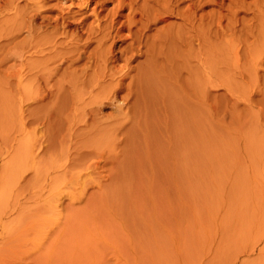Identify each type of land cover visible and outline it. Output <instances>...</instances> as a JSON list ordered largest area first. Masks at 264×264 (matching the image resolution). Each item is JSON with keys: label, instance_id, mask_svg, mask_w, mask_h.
<instances>
[{"label": "rangeland", "instance_id": "obj_1", "mask_svg": "<svg viewBox=\"0 0 264 264\" xmlns=\"http://www.w3.org/2000/svg\"><path fill=\"white\" fill-rule=\"evenodd\" d=\"M174 1L170 6L181 14V8L191 7L187 26L192 29L185 31L181 17L173 15L174 23L168 21L176 30L170 25L167 35L177 36L181 29L191 34L187 48L177 38L174 44L158 45L153 24L144 37L148 43L156 38V48L145 46L154 50L153 58L137 50L134 59L118 58L106 66L116 73L103 66L104 72L101 61H91L92 67L96 64L91 69L86 62L84 71L78 70L82 61L75 68L64 67L65 62L57 69L61 78L55 73L48 79L36 73L53 61L19 54L17 44L26 31L19 37L16 26L20 14L27 13L24 0H0V264H264V0ZM115 39L114 51L129 42ZM161 49L166 58L157 54ZM43 62L49 64L42 67ZM61 71L65 77L67 72L77 76L75 81L65 78L72 81L71 90L60 80ZM89 92L103 97H97L103 104ZM82 98L89 105L94 100L97 117L86 111L90 106L83 108ZM80 106L92 121L85 120ZM89 159L98 164L88 167ZM34 168L45 173L37 177L41 183L32 175Z\"/></svg>", "mask_w": 264, "mask_h": 264}, {"label": "bare ground", "instance_id": "obj_2", "mask_svg": "<svg viewBox=\"0 0 264 264\" xmlns=\"http://www.w3.org/2000/svg\"><path fill=\"white\" fill-rule=\"evenodd\" d=\"M23 1V0H22ZM51 1H53V2H51ZM153 1V0H152ZM157 1V0H156ZM156 1H154V2H156ZM176 1H178V0H176ZM190 1V0H189ZM191 1H193V0H191ZM190 1V2H191ZM195 1V0H194ZM199 1V0H198ZM201 1V0H200ZM24 2H25V4L24 5H26V8H27V10L25 9V7L23 8V9H25V11H27V13L26 14H23V16L20 14V16H19V18H20V21L19 20H17L18 22H19V24H18V26H16L18 29H17V36H19L20 35V33L22 32V31H26V34H24L23 35V37H20V40L18 41V47L21 49L20 50V56H22V55H24L26 52H28V55L29 56H32V55H34V56H36L35 57V59L37 58V57H39L41 60H40V62H42L43 60H45V61H50V63L53 61V63H51V64H49V62H47L48 64H49V67H50V65L52 66V64H54V61L56 62H59V63H55L56 65H53L52 67H48L47 69H45V68H43V70H47L48 71V76H46L47 75V72H44L43 73V70L41 69V67H40V70L39 71H37L38 73H36V74H41L40 73V71H42V74H43V76H45V77H48V79H49V77L51 76V78L53 77V76H55L56 74L55 73H57V71H59V70H61L60 68H59V70H57L58 69V67L60 66V65H62V68H63V63H67V65H64V67L66 66V68H69V66L71 67L72 65H73V68H75V63L77 62V63H79V61H82V62H84L83 63V65L81 64L82 62H80V64L82 65V66H78L77 65V63H76V66H78V67H76V69L78 68V70L80 69L81 71H84V69H86L85 67H86V62H89V65H90V62L91 61H96L95 63H97V65L98 64H100L99 63V61H101V64H102V67H100V65L99 66H97V68L98 67H100V68H102L103 69V66L104 67H106L108 64H112L113 62H114V64H116V62H115V60L117 61V59L118 58H124V60H125V62H126V60L127 59H129L130 57H133L134 55H137V50H139V53H138V55L140 56V54L141 55H143V58H144V55H147V57H148V54L150 53L149 52V43H153L154 44V41L153 40H155V39H153L151 42L149 41V43L147 42V40L146 39H148L147 37H146V39H144V37L145 36H147V31H149L151 28H150V26L151 25H155V30L153 29V26H152V29L154 30V31H156V33H154V34H152L151 32H150V34H152V35H155L156 37H158V41H159V43H158V45L159 44H166L167 43V41H169L170 42V45L173 43L174 44V42H176V38H177V42H178V44H181L182 42H185V44L183 43V45H184V47L186 46V44L188 43V44H190V40L192 39V38H194L193 36H192V38L190 39V35L188 36V35H185V34H188V33H182L181 32V27H179V25H180V23H182L181 25H182V27H184L185 29V31H187L189 28H188V24L190 23V21L192 20L191 18H193V17H190V14H191V10L192 9H190L191 7H188V8H186V9H182L181 8V12H182V14L178 11V10H174L170 5H176V3L177 2H175V4H173L172 3V0H170V1H168V0H164L163 2H162V0L161 1H158L157 3H154V2H152V4L151 5H148V3H146V0H24ZM149 2V1H148ZM181 2V1H180ZM204 3V1L202 2V4ZM22 4V5H23ZM111 4V6L110 7H108L109 5ZM190 4H189V2H188V6H189ZM191 5H193V3H191ZM190 5V6H191ZM195 5H196V3H195ZM199 5H201V4H199ZM19 6V5H18ZM178 6V5H177ZM185 6H187V5H185ZM200 8L201 9V6H198L197 5V8ZM143 8H144V10H143ZM146 8H148V9H150L151 8V11L149 10V12H148V10L146 9ZM178 8V7H177ZM180 8V7H179ZM192 8H194V7H192ZM17 9V8H16ZM22 9V8H21ZM125 10H126V12H125ZM202 10H203V8H202ZM19 11V10H18ZM24 11V10H23ZM25 11L23 12V13H25ZM193 12V11H192ZM202 12V11H201ZM204 12V11H203ZM20 13V12H19ZM202 14V13H201ZM206 14V13H205ZM19 15V14H18ZM173 15H175V16H178V18H180V20L179 21H181L180 23H179V25H178V28H180L181 30H180V32H178L179 34L176 36V35H170L171 34V30H169V32H170V34H168L167 35V31H168V28L170 27V25H173V27L175 26L173 23H174V19L173 18H171V19H173V23L172 22H169L168 20H171V19H169L170 17H172ZM193 15V14H192ZM191 15V16H192ZM16 16V15H15ZM25 16V17H24ZM196 16V15H195ZM205 15H203V17H204ZM17 17V16H16ZM15 17V18H16ZM200 17H202V16H200ZM177 18V17H176ZM206 18V17H205ZM18 19V18H17ZM201 19V20H200ZM199 19V22H201L202 21V19L203 18H200ZM207 20V19H206ZM16 21V20H15ZM194 21V20H193ZM195 21H196V19H195ZM156 22H161V24H160V27H157L156 28ZM196 22H198V21H196ZM202 22H206V21H202ZM162 23H164L163 25H162ZM176 23V22H175ZM14 24V23H13ZM17 24V23H16ZM195 24V23H194ZM199 24V23H198ZM191 25H192V22H191ZM193 26V25H192ZM201 26H202V24H201ZM205 26H207V25H205ZM190 27V26H189ZM196 27V26H195ZM177 28V29H178ZM151 29V30H152ZM172 29V28H171ZM174 29L176 30V26L174 27ZM192 29V27L189 29V30H191ZM201 29V28H200ZM204 29V28H203ZM16 30V29H15ZM41 30V31H40ZM124 30H127V32H126V34L124 33H122V31L124 32ZM175 30H173V31H175ZM189 30H188V32H189ZM153 31V32H154ZM183 31V30H182ZM199 31H201L202 32V35H203V31L202 30H199ZM201 32H199L200 34H201ZM204 33H205V31H204ZM15 34V33H14ZM148 34H149V32H148ZM173 34V33H172ZM174 34H177V33H175L174 32ZM124 35V36H123ZM194 35V34H193ZM22 36V35H21ZM121 36V39H123V41L122 42H124V41H126L127 42V40H126V38H129L128 40H129V42L127 43V45H126V43H125V45L126 46H123V47H121V45H118V47H116L117 48V50H116V48H115V51H114V46H115V43H117L116 42V40L117 39H115V38H117V37H120ZM122 36H123V38H122ZM170 36H172L171 38H169ZM196 36V35H195ZM198 36V35H197ZM200 36V35H199ZM198 36V37H199ZM204 36V35H203ZM206 36V35H205ZM149 37V36H148ZM153 38H154V36H152ZM152 37H151V39H152ZM163 37V38H162ZM197 37V38H198ZM201 37V36H200ZM169 40H168V39ZM196 38V37H195ZM202 38V37H201ZM204 38V37H203ZM16 39H17V37H16ZM150 39V40H151ZM200 39V38H199ZM18 40V39H17ZM182 41L181 43L179 42V41ZM185 40V41H184ZM201 40H203V39H201ZM193 41V40H192ZM156 42V41H155ZM187 42V43H186ZM202 42V41H201ZM13 43H15V41L13 42ZM123 44V43H122ZM152 44V46L154 47L155 46V44L157 45V42L153 45ZM169 44V43H168ZM176 45H177V43H175ZM188 44H187V46H188ZM192 44V43H191ZM92 45H94V46H92ZM169 45V46H170ZM175 45V46H176ZM182 45V46H183ZM90 46H92V47H94L95 49H89L88 50V48H90ZM140 46L141 47H143V48H145V46H148L147 47V49L145 48L144 50H141L142 48H140ZM175 46H174V49H176L175 48ZM187 46H186V48H187ZM190 46V45H189ZM17 47V48H18ZM91 47V48H92ZM153 47H151V45H150V49L151 48H153ZM159 47V46H158ZM160 47H165V45L164 46H160ZM170 47H172V49H173V45L172 46H170ZM24 48H27V49H24ZM154 48H156V47H154ZM191 48V47H190ZM163 49V48H162ZM162 49H161V52L159 53H157V54H161L162 53V56H165V58H166V55H164L163 54V51H162ZM169 50H170V48H168ZM167 49V50H168ZM19 50V49H18ZM31 50V51H30ZM119 50V51H118ZM136 50V51H135ZM167 50H165L164 52H167ZM177 50V49H176ZM176 50H174L175 52L174 53H177V52H179L180 51V46H179V50L176 52ZM187 50V49H186ZM151 51V50H150ZM171 51L172 50H170V54L172 55V53H171ZM182 51H184V53H185V50L183 49ZM188 52H189V48H188V50H187ZM137 52V53H136ZM169 52V51H168ZM17 53H18V51H17ZM173 53V54H174ZM183 53V52H182ZM182 53H180V54H182ZM168 54V53H167ZM170 54H168V57H169V55ZM185 54H187V53H185ZM189 54V53H188ZM137 55V56H138ZM150 55V57L151 58H153V56L155 55V52H154V50L149 54ZM174 55H176V54H174ZM179 55V54H178ZM177 55V56H178ZM183 55V54H182ZM156 56H158V55H156ZM180 57H182L181 55H179ZM33 57V56H32ZM135 57V56H134ZM134 57H133V59H134ZM142 57V56H141ZM146 56H145V58H147ZM174 57V56H173ZM172 57V58H173ZM176 57V56H175ZM179 57V58H180ZM184 57H185V55H184ZM188 57V56H187ZM29 58V57H28ZM162 59H163V57H161ZM178 58V57H177ZM189 58V57H188ZM26 59V58H25ZM121 59V60H122ZM131 59V58H130ZM142 59V58H141ZM147 59H149V58H147ZM155 59H159L160 60V57L159 58H155ZM169 60H171V57L170 58H168ZM187 59V58H186ZM190 59V58H189ZM20 60V59H19ZM33 60H34V57H33ZM37 60H38V62H39V59L37 58ZM164 60L165 59H163V62H164ZM167 60V59H166ZM174 60V59H173ZM35 61V60H34ZM129 61V60H128ZM149 61H150V59H149ZM154 63L155 62H157L156 60L154 61V60H152ZM152 61H150V62H152ZM168 61V60H167ZM183 61V60H182ZM185 61V60H184ZM189 61V60H188ZM37 62V61H36ZM142 62V61H141ZM147 62V61H146ZM145 62V63H146ZM152 62V63H153ZM170 62V61H169ZM65 63V64H66ZM70 65H69V64ZM92 63V62H91ZM148 63V62H147ZM146 63V64H147ZM167 63V62H166ZM175 63V62H174ZM44 64H46L45 62H43V66L42 67H44ZM48 64H46V65H48ZM94 64V63H93ZM120 64V63H119ZM122 64V63H121ZM120 64V65H121ZM123 64H125V63H123ZM138 64V63H137ZM136 64V65H137ZM161 64V63H160ZM165 64V63H164ZM163 64V65H164ZM173 64V63H172ZM177 64V63H176ZM176 64H175V66H176ZM186 64V63H185ZM40 65V64H39ZM69 65V66H68ZM84 65H85V67H84ZM153 65V64H152ZM162 65V64H161ZM162 65V66H163ZM168 65V64H167ZM95 66H96V64L93 66L94 68H95ZM129 66V65H128ZM141 66V65H140ZM144 66V65H143ZM170 66H171V64H170ZM61 67V66H60ZM88 67V66H87ZM90 67H92L91 65L88 67V69L90 68ZM92 67V68H93ZM110 67V66H109ZM113 67V66H112ZM146 67V66H145ZM152 67V66H151ZM158 67H159V65H158ZM166 66H164V68H165ZM179 67V66H178ZM34 68V67H33ZM36 68H37V66H36ZM35 68V69H36ZM54 68H55V70H54ZM66 68H64V69H66ZM107 68V70L109 71V69H111V68H109L108 69V67H106ZM137 68V67H136ZM135 68V69H136ZM147 68H149L148 67V65H147ZM167 68V67H166ZM165 68V69H166ZM177 68V67H176ZM50 69H53L54 70V73H53V71L52 70H50ZM63 69V70H64ZM71 69V68H70ZM88 69H87V71H86V74L88 73ZM91 69V68H90ZM113 69V68H112ZM112 69L110 70L111 72H112ZM117 69V68H116ZM169 69H170V67H169ZM182 69V68H181ZM77 70V71H78ZM95 70L96 69H93L92 71L93 72H95ZM113 70H115V69H113ZM129 70H130V68H129ZM138 71L140 70V69H137ZM142 70V69H141ZM148 70V69H147ZM146 70V71H147ZM178 70H179V68H178ZM19 71V70H18ZM67 71V70H66ZM73 72V71H71V70H68V72ZM75 71V70H74ZM102 71V70H101ZM103 71H104V69H103ZM106 71V70H105ZM104 71V72H105ZM116 71L118 72V69L117 70H115V73H116ZM121 71H123V67H122V69L120 70V72ZM144 71H145V68H144ZM145 71V72H146ZM167 71H168V68H167ZM60 72V71H59ZM62 72V71H61ZM68 72H67V74H68ZM69 72V73H70ZM76 72V71H75ZM97 72H99L98 70L96 71V73ZM103 72V73H104ZM107 72V71H106ZM111 72L109 73H107L108 75L109 74H111ZM136 72V71H135ZM145 72L143 73V74H145ZM169 72V71H168ZM171 72V71H170ZM46 73V75H44ZM80 74H81V72H79ZM90 74H92V82L94 83V77H93V73H91V71L89 72ZM95 73V74H96ZM103 73L102 74H100L101 76L103 75ZM114 73V72H113ZM112 73V74H113ZM114 73V74H115ZM125 73H126V71H125ZM129 73V72H128ZM147 73H149V70H148V72ZM152 73V72H151ZM33 74V73H32ZM41 74V75H42ZM58 74V73H57ZM61 74H63L64 75V73L62 72ZM66 74V73H65ZM67 74H66V77H65V75H64V78H62V79H60L61 81L62 80H64L65 78H67V77H69V76H67ZM76 74V73H75ZM79 74V75H80ZM83 74V73H82ZM81 74V75H82ZM85 74V73H84ZM98 74V73H97ZM105 75H106V73H104ZM111 74V75H112ZM119 74V73H118ZM124 74V73H123ZM127 74V73H126ZM125 74V75H126ZM136 74V73H135ZM134 74V75H135ZM157 74V73H156ZM178 74V73H177ZM22 75V74H21ZM59 76H60V73L58 74ZM70 75V74H69ZM71 75H73V76H76V75H74V74H71ZM79 75H78V77H79ZM89 75V74H88ZM99 75V74H98ZM111 75H109V76H111ZM116 75V74H115ZM153 75V74H152ZM158 75V74H157ZM156 75V76H157ZM40 76V75H39ZM38 76V78H40ZM97 76V75H96ZM124 76V75H123ZM132 76V75H131ZM137 76H138V74H137ZM143 76V75H142ZM141 76V77H142ZM32 77H34V76H32ZM35 77H37V76H35ZM58 77V76H57ZM84 77H85V75H84ZM84 77H81V78H84ZM104 77H106V76H104ZM124 77H127V75L126 76H124ZM140 77V78H141ZM147 77V76H146ZM153 77V76H152ZM54 78H56V77H54ZM54 78L52 79L53 81H55V80H57V78L54 80ZM59 78H61V76L59 77ZM70 79H68V80H76V78H77V76L76 77H74V78H72V76H70L69 77ZM72 78V79H71ZM87 78V77H86ZM99 78V76H97V79ZM120 78V77H119ZM122 78V77H121ZM127 78H129V77H127ZM137 78V77H136ZM151 78V77H150ZM154 78V77H153ZM158 78V77H157ZM156 78V79H157ZM28 79H29V77H28ZM46 79L47 78H45V81H46ZM67 79H65L64 81L66 82V81H68ZM78 79V78H77ZM85 79V78H84ZM97 79H95L96 80V83H99L100 81L102 82V80H100L101 79V77L99 78V80H97ZM103 79V78H102ZM122 79H124V78H122ZM121 79V80H122ZM152 79V78H151ZM31 80H34V79H30V81L28 80V82H31ZM38 80V79H37ZM43 80V79H42ZM60 80H57V81H59V82H61ZM79 80H81V79H79ZM79 80H77L76 82H77V86L79 85L80 86V88L82 87V89H83V86L81 85V84H78V81ZM87 79H85V80H82L81 82H83V81H86ZM88 80H90V78H88ZM104 80V79H103ZM121 80H120V84L122 83L121 82ZM129 80V79H128ZM131 80V79H130ZM138 80V79H137ZM140 80V79H139ZM142 80V79H141ZM146 80V79H145ZM154 80V79H153ZM44 81V82H45ZM56 81V82H57ZM73 81V82H74ZM105 81V80H104ZM114 81H116V80H114ZM113 81V82H114ZM119 81V80H118ZM123 81V80H122ZM136 81V80H135ZM144 81V80H143ZM142 81V82H143ZM149 81H150V79H149ZM24 82V81H23ZM49 82V81H48ZM55 82V84H57ZM64 82V84H63V82H61V84H62V86L63 85H65L66 83H67V85L69 84L70 85V83H72V81L69 83V82H66L65 83ZM76 82H75V84H76ZM81 82H79V83H81ZM92 82H91V87H89V86H87V88L89 87V89L91 88V89H93L92 88V86H93V84H92ZM100 82V83H101ZM112 82V83H113ZM128 82V81H127ZM126 82V84L128 85L129 83H127ZM141 82V81H140ZM145 82H147V80L145 81ZM144 82V83H145ZM153 82V81H152ZM152 82H150V83H152ZM158 82H159V80H158ZM38 83V82H37ZM43 83V82H42ZM50 83H51V81H50ZM87 83V82H86ZM95 83V84H96ZM104 83V82H103ZM102 83V84H103ZM106 84L108 83L107 81L105 82ZM104 83V84H105ZM119 83H117V87H119L118 86V84ZM137 83H139V82H137ZM144 83H141V85H140V87H142V84H144ZM150 83H148V84H150ZM45 84H46V82H45ZM75 84H72V85H75ZM85 84V83H84ZM83 84V85H84ZM87 84H89V83H87ZM94 84V86H97V85H95ZM102 84H99L98 85V87L100 86V85H102ZM103 84V85H104ZM114 84H115V82H114ZM114 84H111V87H112V85L113 86H115ZM123 84V83H122ZM131 84V83H130ZM148 84H145V85H148ZM153 84H155V83H153ZM26 85V84H25ZM39 85H40V83H39ZM54 84H52L51 86H53ZM68 85V87H69V89L71 90V88L70 87H72V86H69ZM107 85H109V84H107ZM107 85H105V86H107ZM125 85V84H124ZM126 85V86H127ZM29 86V85H28ZM46 87H47V85H45ZM56 86V85H55ZM58 86V88H56L57 90L59 89V91H60V93H61V90L63 89V88H61L60 89V85H57ZM105 86H103L102 88L103 89H105L106 87ZM139 86V85H138ZM156 86V85H155ZM158 86V85H157ZM156 86V87H157ZM160 86V85H159ZM35 87H36V85H35ZM63 87H65V86H63ZM75 88H74V91H75V89L77 88L76 87V85L74 86ZM98 87H96L97 89H98ZM109 87V86H108ZM106 88V89H108V91H109V88ZM133 87V86H132ZM146 87V86H145ZM149 87V86H148ZM26 88H27V86H26ZM36 88H38V85H37V87ZM43 88V87H42ZM48 88V87H47ZM49 88H50V86H49ZM53 88H55L54 86H53ZM67 88V87H66ZM66 88H65V91H67L68 90V88H67V90H66ZM84 88H85V86H84ZM101 88V87H100ZM99 88V89H100ZM144 88V87H143ZM147 88V87H146ZM151 88V87H150ZM155 88V87H154ZM28 89H29V87H28ZM78 89V88H77ZM76 89V91H75V93L77 92V94H80L81 93V91H80V89H79V91H80V93H78L79 91ZM89 89L88 90H86V88L84 89V90H86L87 92L89 91ZM98 89V90H99ZM105 89V90H106ZM111 90L113 89V88H110ZM131 89V88H130ZM133 89V88H132ZM136 89H138V88H136ZM139 89H141V88H139ZM152 89V88H151ZM25 90H27V89H25ZM34 90H35V88H34ZM45 90V89H44ZM84 90H82V92L84 91ZM94 90H95V88H94ZM98 90H96V93L97 92H99ZM101 90V89H100ZM104 90V91H105ZM114 91H113V93L115 92V90H116V86H115V89H113ZM118 90V92H120L119 91V89H117ZM126 90V89H125ZM128 90V89H127ZM146 90H149L148 88L146 89ZM154 90V89H153ZM156 90V89H155ZM29 91V90H28ZM41 91V90H40ZM46 91V90H45ZM44 91V92H45ZM49 91H52V89L51 90H49ZM63 91V90H62ZM73 91V90H72ZM73 91V92H74ZM86 91H84L83 92V94L84 93H87ZM103 91V90H102ZM171 92H172V90H170ZM69 92V91H68ZM71 92V91H70ZM91 92H93L92 90H91ZM91 92H89V93H91ZM137 92V91H136ZM136 92H134V93H136ZM141 92V91H140ZM59 93V92H58ZM59 93V94H60ZM63 93H64V91H63ZM88 93V94H89ZM103 93H105V92H103ZM108 92H106V94H107ZM111 93V92H110ZM116 93V92H115ZM126 93V92H125ZM130 93H132V92H130ZM49 94H51V92L49 93ZM65 94V93H64ZM68 94H70V93H68ZM68 94H67V96H66V98L68 97ZM82 94V95H83ZM91 94H93V96L94 97H99L100 95H98L97 94V96H96V94L95 93H91ZM91 94H89V96H90V98L92 99V98H94V97H92V95ZM95 94V95H94ZM101 94V93H100ZM112 94V93H111ZM110 94V96H112V97H114V99H115V101H116V98H115V94H113V95H111ZM127 94V93H126ZM137 94V93H136ZM104 95V94H103ZM109 95V94H108ZM115 95V96H114ZM119 95V94H118ZM128 95H130V94H128ZM73 96H74V94H73ZM80 96V95H79ZM107 96V95H106ZM123 96V95H122ZM133 96V95H132ZM101 97V96H100ZM99 97V98H100ZM108 97V96H107ZM99 98H97V100L99 99ZM104 98L105 99H107L105 96H104ZM118 98V97H117ZM121 98V97H120ZM83 99V98H82ZM91 99H89V101L91 100ZM95 99V98H94ZM101 99V98H100ZM100 99H99V102H101L100 101ZM102 99H103V97H102ZM101 99V100H102ZM110 100L109 101H112L111 100V97L109 98ZM122 99H123V97H122ZM127 99V98H126ZM73 100V99H72ZM134 100V99H133ZM80 101V100H79ZM95 101H96V99H95ZM126 101V100H125ZM170 101V100H169ZM69 102V101H68ZM87 102V101H86ZM86 102H85V99H83V103H85L84 104V107L83 108H85L86 107V109H87V107H89L90 106V109L91 110H89V108L86 110V111H88V112H92V113H94V115L93 116H95V117H97L95 114H99V113H96L97 112V110L99 109L98 107H96V108H98L95 112H93L94 111V107H92L93 105V103H94V100H93V103H90L91 105H89V103L87 102V105L88 106H86ZM92 102V101H91ZM98 102V105L100 104ZM74 103H76V102H74ZM78 103V102H77ZM80 103H81V101H80ZM95 103H97V101L95 102ZM116 103V102H115ZM118 103V102H117ZM63 104H64V102H63ZM101 104H103V101L101 102ZM100 104V105H101ZM68 105V104H67ZM80 105V104H79ZM79 105H77V106H79ZM72 106V105H71ZM75 106V105H74ZM83 106V105H82ZM94 106H97L96 104L94 105ZM120 106V105H119ZM118 106V107H119ZM123 106V105H122ZM135 106V105H134ZM78 108V107H77ZM81 108V109H80ZM80 110H82L83 108L80 106ZM134 108V107H133ZM140 108V107H139ZM76 109V108H75ZM101 109V108H100ZM77 110V109H76ZM85 109H83L82 111H84ZM79 111V110H78ZM82 111H80V112H82ZM85 112V111H84ZM84 112H82V114L81 115H83V113ZM87 112V113H88ZM117 112H118V109H117ZM70 113V112H69ZM68 113V114H69ZM71 113H74V111L72 112L71 111ZM70 113V114H71ZM79 113V112H78ZM77 113V116L79 115ZM86 113V112H85ZM84 113V114H85ZM86 113V115H88ZM91 114V113H90ZM120 114V113H119ZM176 114V113H175ZM71 115H74L75 117H73V116H71ZM70 116H71V118L73 117V118H76V114H71ZM86 115H84V117H86L85 118V120H87V119H90V118H92V119H90L91 121L93 120V117H89V115H88V117L89 118H87V116ZM92 115H90V116H92ZM121 116H122V114H121ZM120 116V117H121ZM68 117V116H67ZM100 117V116H99ZM98 117V118H99ZM180 117H182L181 115H180ZM79 118H81V116L79 117L78 116V119ZM97 118V119H98ZM117 118H119V117H117ZM66 119V118H65ZM83 118H81V119H79V121L80 120H82ZM67 120V119H66ZM73 120V119H72ZM77 120V119H76ZM95 121H96V119H94ZM182 120V119H181ZM33 121V120H32ZM31 121V122H32ZM65 121V120H64ZM78 121V122H79ZM90 121V122H91ZM94 121V122H95ZM118 121V120H117ZM62 122V121H61ZM73 123H74V120L72 121ZM115 122V121H114ZM92 123V122H91ZM97 123V122H96ZM96 123L94 124V125H96ZM123 123V122H122ZM73 125V124H72ZM85 125V124H84ZM115 125V124H114ZM123 125V124H122ZM103 126V125H102ZM101 126V127H102ZM91 127V126H90ZM94 127V126H93ZM34 129V128H33ZM58 129V128H57ZM72 129V127L70 128V130ZM78 129V128H77ZM76 129V130H77ZM103 129V128H102ZM80 130V129H79ZM83 130V129H82ZM107 130V129H106ZM130 130V129H129ZM63 131V130H62ZM105 131V130H104ZM60 132V131H59ZM94 132V131H93ZM133 132V131H132ZM104 133H107V132H104ZM56 134V133H55ZM59 134V133H58ZM61 134V133H60ZM75 134V133H74ZM107 134H109V133H107ZM68 135H69V133H68ZM61 136V135H60ZM101 136H102V134H101ZM105 137H107V135L105 136ZM62 138V137H61ZM64 138V137H63ZM107 139V138H106ZM108 139H109V136H108ZM68 140V139H67ZM66 140V142H69V141H67ZM38 142V141H37ZM98 142V141H97ZM103 144H104V142L103 141H101ZM106 142V141H105ZM107 143H108V141H107ZM110 143V142H109ZM65 144V143H64ZM97 145H99V146H101V144H97ZM78 150V149H77ZM33 151V150H32ZM70 151V150H69ZM79 151V150H78ZM92 151V150H91ZM36 152V151H35ZM83 152V151H82ZM86 152V151H85ZM85 152H83V155L85 154ZM90 152V151H89ZM87 153V152H86ZM60 154V153H59ZM74 154H76V153H74ZM82 154V153H81ZM92 155V156H94L95 158H99L98 157V155L100 154H98V155H96L94 152H90L89 153V155ZM34 155V154H33ZM65 155V154H64ZM72 155V154H71ZM88 155V154H87ZM21 156V155H20ZM19 156V157H20ZM82 156V155H81ZM85 156H86V154H85ZM99 156H101V155H99ZM33 157V156H32ZM35 157V156H34ZM34 157H33V161H35L34 160ZM77 157V156H76ZM74 158V159H77V158ZM79 158H80V155L78 156ZM83 157V156H82ZM88 157H90V156H86L85 158H88ZM103 157V156H102ZM78 158V159H79ZM92 158V157H91ZM38 159V158H37ZM71 159V158H70ZM81 159V158H80ZM97 159H95V162L94 161H91L90 159V163H88V167H93V166H91L90 164H96L97 162H98V160ZM85 160V159H84ZM89 160H88V162H89ZM93 160H94V158H93ZM65 161V160H64ZM76 161V160H75ZM81 161V160H80ZM86 161H87V159H86ZM42 162H43V160H42ZM66 162V161H65ZM85 162V161H84ZM34 163V162H33ZM40 163V162H39ZM100 163V162H99ZM79 164H81V163H79ZM84 164V163H83ZM92 164V165H93ZM98 164V163H97ZM54 166V165H53ZM61 166V165H60ZM71 166H74V165H71ZM84 166V165H83ZM95 166V165H94ZM85 167V166H84ZM96 167V166H95ZM94 168V167H93ZM100 168V167H99ZM35 169V168H34ZM22 170V169H21ZM20 170V171H21ZM64 170V169H63ZM68 170V169H67ZM26 171V170H25ZM34 172H33V176H35V178H37L38 176H42V174L40 173V174H38V171H40V169L37 171V169H35V170H33ZM23 172H24V170H23ZM31 175V174H30ZM32 175L31 176H29L30 178L32 177ZM43 175H45V173L43 174ZM60 176H61V173L59 174ZM58 176V175H57ZM59 176V177H60ZM16 177H17V175H16ZM15 178V177H14ZM38 178H40V177H38ZM37 178V179H38ZM42 178V177H41ZM18 179V178H17ZM29 178H27V180H28ZM31 179H33V178H31ZM14 180H16V179H14ZM24 180V179H23ZM39 180V179H38ZM53 180H54V178H53ZM67 180V179H66ZM45 181H47V180H45V178H44V181H42V182H45ZM55 181H57V178H56V180ZM16 182V181H15ZM28 182V181H27ZM27 182H26V184H27ZM33 182V180L31 181V183ZM39 182H40V180H39ZM22 183V182H21ZM41 183V182H40ZM55 183V182H54ZM57 183V182H56ZM59 183V182H58ZM57 183V184H58ZM73 183H75V182H73ZM25 184V183H24ZM33 184V183H32ZM35 184V186H36V182L34 183ZM33 184V185H34ZM68 184V183H67ZM59 185V184H58ZM24 186H26V185H24ZM20 187V186H19ZM23 187V186H22ZM34 187V186H33ZM32 187V188H33ZM47 193V192H46ZM36 194V193H35ZM33 195V194H32ZM37 196V195H36ZM33 199V198H32ZM54 200V199H53ZM17 201V200H16ZM14 203V202H13ZM38 204V203H37ZM1 205V204H0ZM27 205V204H26ZM31 205V204H30ZM46 205V204H45ZM48 205V204H47ZM32 206V205H31ZM8 207V206H7ZM35 207V206H34ZM49 207V206H48ZM53 207V206H52ZM29 208V207H28ZM39 208V207H38ZM37 207H35L34 208V210L35 209H38ZM15 209V208H14ZM46 209V208H45ZM40 210H41V207H40ZM0 211H2V210H0ZM43 211V210H42ZM32 212V211H31ZM44 213V212H43ZM45 213H47V212H45ZM17 215V214H16ZM31 215V214H30ZM42 215V214H41ZM20 217H21V215H19ZM43 216V215H42ZM19 217V218H20ZM26 217H30V216H28V215H26ZM35 217V216H34ZM23 218H24V216H23ZM44 218V217H43ZM25 219V218H24ZM45 219V218H44ZM10 220H11V218H10ZM29 220V219H28ZM42 220V219H41ZM20 221H23V220H21V218H20ZM25 221V220H24ZM20 223V222H19ZM35 224V223H34ZM42 224V223H41ZM30 225V224H29ZM39 225V224H38ZM37 225V226H38ZM47 225V224H46ZM43 227V226H42ZM42 227H40V228H42ZM35 228V227H34ZM33 228V229H34ZM25 230V229H24ZM28 230V229H27ZM40 230V229H39ZM29 231V230H28ZM41 231V230H40ZM25 232V231H24ZM24 232H21V233H23L24 234ZM41 232H43V231H41ZM20 233V234H21ZM28 233V232H27ZM18 237H19V235H17ZM16 236V237H17ZM21 237V236H20ZM9 241H11V240H9ZM7 243H8V241H7Z\"/></svg>", "mask_w": 264, "mask_h": 264}]
</instances>
